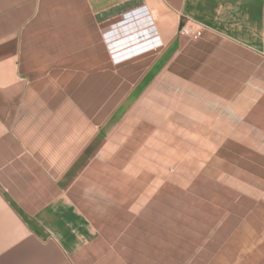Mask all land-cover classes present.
<instances>
[{
	"label": "crops",
	"instance_id": "obj_1",
	"mask_svg": "<svg viewBox=\"0 0 264 264\" xmlns=\"http://www.w3.org/2000/svg\"><path fill=\"white\" fill-rule=\"evenodd\" d=\"M0 264H264V0H0Z\"/></svg>",
	"mask_w": 264,
	"mask_h": 264
},
{
	"label": "built area",
	"instance_id": "obj_2",
	"mask_svg": "<svg viewBox=\"0 0 264 264\" xmlns=\"http://www.w3.org/2000/svg\"><path fill=\"white\" fill-rule=\"evenodd\" d=\"M206 28L207 27L202 24H197L189 20L183 24L180 29V32L186 37L194 38L198 37L204 30H206Z\"/></svg>",
	"mask_w": 264,
	"mask_h": 264
}]
</instances>
